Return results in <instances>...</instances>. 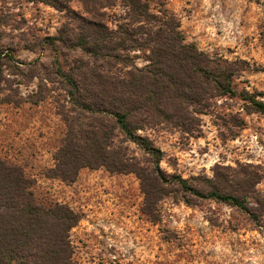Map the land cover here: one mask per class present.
I'll return each mask as SVG.
<instances>
[{
    "label": "rangeland",
    "instance_id": "1",
    "mask_svg": "<svg viewBox=\"0 0 264 264\" xmlns=\"http://www.w3.org/2000/svg\"><path fill=\"white\" fill-rule=\"evenodd\" d=\"M143 1L152 12L178 19L187 41L209 57L241 67L238 89L259 92L264 100V0ZM126 12L120 0H0V50L13 54L16 66L4 67L0 157L25 170L38 203H64L81 215L71 233L75 264H264V213L258 206L264 201V114L250 112L239 98L215 100L197 115L194 133L158 126L140 134L164 152L167 174L201 189L215 184L237 195L247 189L260 225L237 207L195 198L176 186L168 187L153 218L135 174L85 168L72 184L48 177L67 134L65 116L76 115L59 79L41 76L54 78L56 58L65 69L75 58L90 60L79 50L56 52L48 38L66 29L79 33L91 19L116 29ZM136 54L137 64L145 65ZM36 60L34 70L23 64ZM115 144L150 166L135 144L120 135ZM243 172L260 174V183L245 187L249 174Z\"/></svg>",
    "mask_w": 264,
    "mask_h": 264
},
{
    "label": "trees",
    "instance_id": "2",
    "mask_svg": "<svg viewBox=\"0 0 264 264\" xmlns=\"http://www.w3.org/2000/svg\"><path fill=\"white\" fill-rule=\"evenodd\" d=\"M120 1L127 9L126 22L116 29L91 19L79 33L66 29L48 38L56 52L79 50L90 58H75L68 69L56 58L54 78L41 76L51 82L59 79L76 115L65 116L67 134L48 177L72 184L85 168L135 174L146 197V213L153 218L156 204L169 195L168 187L176 186L195 198L237 207L260 225L259 208L250 207L247 189L242 195L215 184L201 189L180 175L167 174L161 168L164 152L140 132L168 126L194 133L200 123L197 115L224 97L239 98L250 112L264 114L262 94L240 91L235 79L242 68L212 59L188 42L173 15L156 14L143 0ZM88 13L95 15L91 9ZM136 53L144 56L145 65L137 64ZM13 61V54L0 50V96L7 81L4 67H16ZM38 62L21 63L34 70ZM117 135L144 151L150 166L117 146ZM243 173L249 174L242 180L245 187L260 183V174ZM182 201L191 205L186 198ZM258 206L264 213L263 200ZM80 221L81 215L67 204L38 203L25 170L0 157V264H75L71 233Z\"/></svg>",
    "mask_w": 264,
    "mask_h": 264
}]
</instances>
